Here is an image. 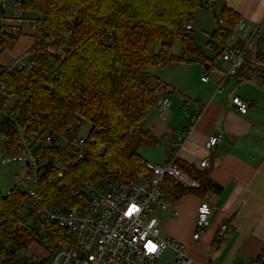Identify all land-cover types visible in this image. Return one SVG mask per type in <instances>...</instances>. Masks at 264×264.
<instances>
[{
  "label": "trees",
  "instance_id": "obj_1",
  "mask_svg": "<svg viewBox=\"0 0 264 264\" xmlns=\"http://www.w3.org/2000/svg\"><path fill=\"white\" fill-rule=\"evenodd\" d=\"M4 4L0 0V52L11 51L21 36L20 27L1 22ZM21 7L25 14L39 17L27 67L13 71L0 67V83L6 89L0 105L9 109L0 122V156L23 154L26 139L41 173L39 203L55 209L86 207L89 195L84 190L101 179L120 183L148 179V162L129 149L131 144L139 148L159 142L144 128L163 88L150 69L190 62L187 53L195 60L207 59L193 31L185 29L200 9L210 10L206 0H22ZM219 20L222 25L218 23L209 42L212 49L215 43L227 44L240 16L224 5ZM175 43L183 47L181 56L174 53ZM86 123L91 130L83 160L66 148L44 144L46 135L79 136ZM63 159L67 164L63 176L52 181L56 163ZM176 164L202 187L185 188L167 178L168 187L162 189L165 200L175 202L191 193L204 197L216 188L208 172ZM27 199L29 207L35 206L28 192L16 189L8 196L0 191V264H51L52 255L69 243L56 226L46 229L44 242L36 241L35 216L30 209L26 219L20 213ZM34 243L47 248V260L15 261L19 251Z\"/></svg>",
  "mask_w": 264,
  "mask_h": 264
},
{
  "label": "crops",
  "instance_id": "obj_2",
  "mask_svg": "<svg viewBox=\"0 0 264 264\" xmlns=\"http://www.w3.org/2000/svg\"><path fill=\"white\" fill-rule=\"evenodd\" d=\"M224 5L237 12L240 21L225 46L214 44L213 50H219L216 56L199 61L187 53L190 62L151 68L157 85L167 91L166 111L161 113L156 105L157 112L147 127L162 141L163 165L174 153L177 161L208 172L216 188L204 197L191 193L175 202L164 199L167 208L157 205L152 212L161 237L180 243L192 264H259L264 249V0H215L210 10L218 8L221 14ZM5 23L19 27L10 19ZM192 26L194 31V22ZM225 49L243 51L245 56L243 68L228 78L229 65L218 55ZM208 70L211 73L205 82L202 78ZM224 80V91L217 94ZM236 97L248 105L247 114L233 105ZM201 108L190 135L181 143L190 118ZM217 133L223 139L207 150L208 139ZM205 159L209 166L201 168ZM204 202L212 208L211 224L194 241L199 207ZM223 225L228 228L226 235L220 232ZM175 260V253L167 250L153 264Z\"/></svg>",
  "mask_w": 264,
  "mask_h": 264
},
{
  "label": "built area",
  "instance_id": "obj_3",
  "mask_svg": "<svg viewBox=\"0 0 264 264\" xmlns=\"http://www.w3.org/2000/svg\"><path fill=\"white\" fill-rule=\"evenodd\" d=\"M22 0H12L13 15L21 19L25 11L21 7ZM215 0H206L209 9ZM5 5V4H4ZM5 8V6H3ZM5 11V9H4ZM5 23V16L1 19ZM222 24V21L219 20ZM35 30L36 26L31 24ZM187 31H193L192 25L185 26ZM221 58L229 65L226 78L235 76L245 64L244 52L236 49H225ZM27 67L21 59L16 60L15 65L9 66V70ZM30 68V65L28 66ZM208 76L202 78L208 81ZM225 80L221 81L217 88V94L224 91ZM166 89H160L157 106L160 112L166 111ZM6 89L0 83V94H5ZM233 105L241 114H247L248 105L239 97L233 99ZM8 106L0 105V120L8 114ZM203 108L190 118L189 127L180 138L181 143L190 135L195 122L200 117ZM223 139L222 133H217L207 141L206 149L217 146ZM89 139L75 136L73 132L62 135H46L44 144L48 146L66 148L67 152L78 160L87 156ZM26 151L21 155L10 156L3 159V164L22 163L29 168L28 174L23 179V184L29 188V196L36 201L30 210L36 218L32 234L37 242L45 241L46 229L56 226L62 230L68 238V245L59 248L51 257V264H153L167 250H172L176 260L167 264H192L183 246L171 240L161 237L158 219L152 215V209L159 205L167 208V202L163 198V187L169 178L189 189H200L201 183L180 169L177 155L171 154L166 165L149 164L148 170L151 176L148 179L134 178L125 183L99 180L96 184L88 186L85 190L89 194V202L84 208L55 209L43 206L38 200V185L41 179L37 160L29 149V142L23 139ZM29 164V166H28ZM64 159L56 163L58 172L51 176V180H57L63 176ZM201 168L209 166L208 159L200 162ZM50 181V180H49ZM11 195V192L7 194ZM212 208L204 202L199 207L198 217L193 234V240L198 241L209 228ZM174 216L178 212L173 213ZM227 225L221 226L220 232L226 235ZM258 264V263H254ZM264 264V249L261 263Z\"/></svg>",
  "mask_w": 264,
  "mask_h": 264
},
{
  "label": "rangeland",
  "instance_id": "obj_4",
  "mask_svg": "<svg viewBox=\"0 0 264 264\" xmlns=\"http://www.w3.org/2000/svg\"><path fill=\"white\" fill-rule=\"evenodd\" d=\"M5 18L13 19V6L12 0H5ZM39 15L34 13H27L20 20H14L16 25H19L21 28V36L16 44V46L11 50H6L0 52V67H7L15 65L16 60L21 59L25 65H28L31 61L30 55L28 54L29 49L33 44V34L34 30L31 28V24H34L38 19ZM220 13L218 8H213L208 10L206 8H202L197 12V15L194 20V31L192 36L195 39L196 44L203 49L205 52L206 58L211 59L217 55L219 52L211 49L209 46V42L213 41L212 34L216 30L217 25L219 23ZM13 21V20H12ZM222 25V24H219ZM8 26V25H7ZM11 26V25H9ZM15 35H18V32L13 31ZM174 53L177 56H181L184 52L183 47L179 43L174 44ZM188 57L193 56L192 54H187ZM205 61V59H202ZM208 64V62L206 63ZM206 66V68H207ZM150 73L153 75V69H150ZM211 71L208 70V74L210 75ZM13 100L10 101V105L13 104ZM155 109H153L149 115L147 116L144 122V128L148 129L149 121L152 120L153 116H155ZM159 116V115H158ZM1 122V120H0ZM91 125L89 123L85 124L84 129L80 132L79 137L88 138L90 135ZM159 140V139H158ZM136 150L147 162H157L160 165H163V158L165 157V150L163 149L162 141L160 140L155 146H141L137 148L134 144H131L129 151ZM9 158V155L4 153L0 156V191L4 194H8L13 190H19L21 192H29V188H27L23 184L24 177L28 174L29 168L24 166L22 163L5 165L3 164V159ZM67 164H63V168H66ZM141 178V177H138ZM88 194L86 190H84ZM89 195V194H88ZM29 199L26 200L23 207L20 210L21 216L23 218H28L29 209H30ZM157 205L153 208L155 209ZM153 211V209H152ZM153 215V212H152ZM18 257L27 258L29 263H31L33 258L38 262L43 260H47L49 257V252L46 247L42 246L39 243H34L27 250L19 251L17 253L16 260ZM14 264V263H11Z\"/></svg>",
  "mask_w": 264,
  "mask_h": 264
},
{
  "label": "water",
  "instance_id": "obj_5",
  "mask_svg": "<svg viewBox=\"0 0 264 264\" xmlns=\"http://www.w3.org/2000/svg\"><path fill=\"white\" fill-rule=\"evenodd\" d=\"M28 166H29V164H28Z\"/></svg>",
  "mask_w": 264,
  "mask_h": 264
}]
</instances>
